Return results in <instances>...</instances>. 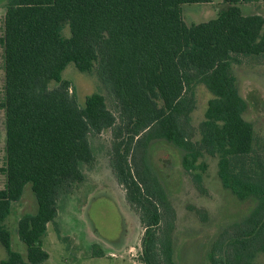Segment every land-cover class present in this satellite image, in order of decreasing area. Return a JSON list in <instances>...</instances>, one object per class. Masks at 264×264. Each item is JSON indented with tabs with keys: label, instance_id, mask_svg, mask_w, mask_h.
I'll list each match as a JSON object with an SVG mask.
<instances>
[{
	"label": "trees",
	"instance_id": "1",
	"mask_svg": "<svg viewBox=\"0 0 264 264\" xmlns=\"http://www.w3.org/2000/svg\"><path fill=\"white\" fill-rule=\"evenodd\" d=\"M212 1L7 0L0 37L6 125L0 168L6 179L0 189L6 259L0 264L49 260L43 247L48 225H56L59 200L86 182L87 168L97 160L91 137L106 130L115 137L116 179L145 230L144 264H177L176 213L150 158L156 142L183 152V168L199 190L201 175L192 173L197 162L217 157L223 188L240 202L253 203L208 252L206 243L207 263L258 264L264 254V144H256L254 126L245 117L248 104L234 66L240 58L264 59V17L242 10L257 0H223L217 18L186 24L184 5ZM70 64L100 79L116 99L117 114L102 93L79 105L63 78ZM199 86L212 98L195 129L191 116ZM28 184L38 208L18 221L24 256L12 249L7 219Z\"/></svg>",
	"mask_w": 264,
	"mask_h": 264
},
{
	"label": "rangeland",
	"instance_id": "2",
	"mask_svg": "<svg viewBox=\"0 0 264 264\" xmlns=\"http://www.w3.org/2000/svg\"><path fill=\"white\" fill-rule=\"evenodd\" d=\"M6 2L0 0V37L3 34ZM224 7L223 0H213L209 4H186L183 6V17L189 25L207 22L217 18ZM242 10L245 14L256 13L264 17V0L243 6ZM65 33L70 35L68 27ZM2 54L0 45V103L4 93ZM240 61L234 66V73L240 93L248 104L245 117L253 124L256 144L261 146L264 144V59L240 58ZM63 78L71 82L70 93L76 94L79 105L84 106L89 96L102 93L108 108L118 113L115 97L96 75L81 73L74 64H70L63 72ZM211 98L212 94L204 86L197 88V109L191 116L195 129L204 120ZM199 138L197 134L195 140ZM114 142L112 130L91 137L97 160L87 168L86 182L71 196L59 200L56 225H48L44 238L43 247L50 257L43 264H144L141 242L145 230L139 214L127 201L125 190L116 179L112 163ZM5 143V114L0 108V168L5 164ZM150 150L153 167L160 174L161 183L176 213L173 231L176 263L208 264L204 258L206 243L208 252L223 231L248 214V208L253 203H242L223 188L218 177L217 157L205 155L197 162V168L192 173L201 175L199 184L202 190H199L193 175L183 168L182 151L165 142L154 143ZM5 182V176L0 173V189L4 188ZM37 208L36 197L28 184L22 199L12 205L7 219L12 249L24 256L27 248L19 238L18 221L24 214L36 213ZM95 250H102L105 257H94ZM4 259L6 252L0 245V262ZM257 262L264 264V254Z\"/></svg>",
	"mask_w": 264,
	"mask_h": 264
}]
</instances>
